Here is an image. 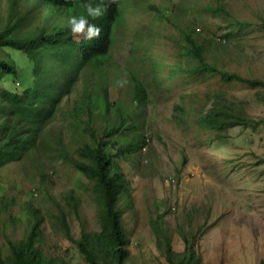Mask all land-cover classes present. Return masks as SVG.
<instances>
[{
    "label": "rangeland",
    "instance_id": "rangeland-1",
    "mask_svg": "<svg viewBox=\"0 0 264 264\" xmlns=\"http://www.w3.org/2000/svg\"><path fill=\"white\" fill-rule=\"evenodd\" d=\"M124 1L109 59L99 71H83L37 149L0 169L2 255L25 240L23 228L35 222L36 212L41 232L36 246L45 259L88 264L78 242L82 232L101 230L103 200L96 180L66 158H78L82 139L73 103L104 77L113 85L111 101L124 104L130 98L129 70L155 65L149 73L146 145L116 159L127 188L121 264H168L163 238L151 227L161 215V228L177 254L193 249L199 264L264 263V88L222 83L193 71L198 62L185 57L183 37L190 32L203 45L205 63L264 82V0ZM231 19L247 26L235 32ZM90 22L100 25L99 19ZM71 35L80 43L94 40ZM134 41L140 47L133 49ZM57 54L61 63L65 55ZM141 55L145 61L132 60ZM27 70L23 84L33 81ZM0 87L14 88L7 80ZM211 112L224 123L222 129L206 122ZM255 122H261L256 129Z\"/></svg>",
    "mask_w": 264,
    "mask_h": 264
},
{
    "label": "trees",
    "instance_id": "trees-1",
    "mask_svg": "<svg viewBox=\"0 0 264 264\" xmlns=\"http://www.w3.org/2000/svg\"><path fill=\"white\" fill-rule=\"evenodd\" d=\"M105 3L109 6L99 18L101 35L86 44L75 40L66 27L69 14L83 13L80 0H0V84L7 80L14 87H0V169L22 161L37 149L45 129L55 119L63 100L73 93L83 71H99L109 59L117 28L123 21L125 1L105 0ZM228 22L235 32L247 26L243 21L231 19ZM261 27L264 30V25ZM183 37L185 57H193L198 62L193 71L205 73L208 78L217 77L222 83L237 81L251 88H264L263 81L247 79L205 63L203 45L197 44L190 32ZM136 47L140 46L134 41L133 49ZM57 52L59 56L65 55L61 63ZM23 58L26 69H23ZM141 59L145 61L146 56L132 60ZM29 68L33 81L23 84L21 81ZM154 69L155 65L129 70L128 87H125L130 98L124 104L111 101L113 85L104 77L95 86L85 88L73 103V117L79 123L82 139L76 149L78 158H66L79 172L96 180L103 200L101 230L92 234L82 232L78 242L88 264H121L125 259L121 215L127 188L116 159H127L131 152L146 145L143 130L149 103L148 88L153 81L149 73ZM206 122L213 129L224 127L218 114L213 112ZM254 124L256 129L261 122ZM74 209L77 211L76 204ZM32 218L35 222L23 228L25 240L13 244L9 256L4 257L0 249V264H50L36 246L41 235L36 212ZM162 221L161 215L151 222V227L156 236L163 238L166 262L199 264L193 249L181 254L172 250L161 228ZM62 227L68 232L64 216ZM98 256L102 257L101 263Z\"/></svg>",
    "mask_w": 264,
    "mask_h": 264
},
{
    "label": "clouds",
    "instance_id": "clouds-1",
    "mask_svg": "<svg viewBox=\"0 0 264 264\" xmlns=\"http://www.w3.org/2000/svg\"><path fill=\"white\" fill-rule=\"evenodd\" d=\"M111 2V0H109ZM109 4L105 0H80V7L83 9L82 14H69L66 21V27L74 35H80L86 41L98 39L101 35V27L90 21L102 18Z\"/></svg>",
    "mask_w": 264,
    "mask_h": 264
}]
</instances>
